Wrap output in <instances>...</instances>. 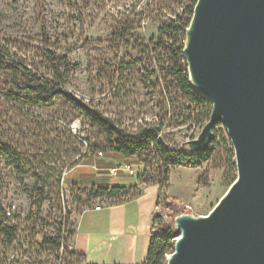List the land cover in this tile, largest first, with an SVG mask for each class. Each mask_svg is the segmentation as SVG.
<instances>
[{
    "label": "rangeland",
    "instance_id": "obj_1",
    "mask_svg": "<svg viewBox=\"0 0 264 264\" xmlns=\"http://www.w3.org/2000/svg\"><path fill=\"white\" fill-rule=\"evenodd\" d=\"M182 3L183 0H87L82 4L81 0H45V19L50 38L57 42L58 53L66 54L73 63L69 89L76 97L97 100L108 116L122 119L123 126L129 130L135 129L143 119L152 120L156 98L147 88L152 80L144 83L141 70L142 67L150 70L151 63L143 60L140 67L129 69L121 76L118 72L120 66L129 63L125 53L132 58H135V54L131 50L132 46L127 50L116 48L110 42L111 33L131 24L137 36L146 40L158 38L159 25L169 17L176 16ZM0 12L3 15L0 24L1 45L10 46L23 58L39 48V25L34 17L32 0H0ZM0 99L6 101L2 95ZM13 109L0 105V136L6 143L20 149L24 165L12 164L0 157V168L5 177L0 201L5 208L11 207L17 215L11 222H15L18 227V235L11 245L7 246L5 240L0 238V264H66L61 260L62 252H53L42 244L41 234L28 231L27 189L34 184L36 177L43 180L47 178L46 189L49 194L43 201L41 211L49 219L39 229L48 236H52L55 231L51 219L62 223V229L67 233L80 207L110 204L125 197L91 199L89 190L67 187L69 177H65L64 173L71 166L68 152L72 149V143H67L60 133L62 129L68 130L75 141L73 145L76 149L80 148V154L90 155L93 153L91 141L96 138V133L84 121L71 119V113L67 115L59 102L39 111L35 110V106L25 107L22 111H29L32 114L29 118L23 117L18 112L20 109ZM188 129L181 126L175 128L174 139L182 149L193 151L195 148L191 143L202 129ZM214 131L227 141V145L231 144L222 124H215L212 133ZM146 160L151 164L155 161L152 156H147ZM130 161V167L135 172L129 177H134L136 163L132 159ZM178 168L174 166L171 170V189L182 193L179 189L182 179L185 178L188 183L187 194L182 195L183 198L179 195L177 200L171 196L179 204L180 210L173 220L162 206H157L155 210L165 223L173 221V227L174 219L180 215L198 217L208 214L231 185L224 179L225 169L213 168L211 163L181 171ZM150 176L149 180H154L153 174ZM79 178L89 180L90 177L80 174ZM57 183L61 202L59 207L55 204L58 200L53 194ZM143 184L137 183L130 193H136ZM70 264L84 262L71 259Z\"/></svg>",
    "mask_w": 264,
    "mask_h": 264
},
{
    "label": "trees",
    "instance_id": "obj_2",
    "mask_svg": "<svg viewBox=\"0 0 264 264\" xmlns=\"http://www.w3.org/2000/svg\"><path fill=\"white\" fill-rule=\"evenodd\" d=\"M32 1L34 17L39 25V48L23 58L12 51L10 46L0 44V95L6 99V101L0 99V105L6 106L9 110L20 109L18 112L29 118L32 114L29 111L23 112L25 107L35 106L37 108L35 110L39 111L59 102L69 111L68 113L63 109L67 115L71 113L73 117L71 119L79 118L89 129L95 131L96 138L91 141L93 152H114L131 158L136 163L134 181L158 185L156 206L166 209L170 219L180 210L177 201L165 193L170 167H200L204 163H211L213 168L225 169L224 179L229 185L234 181L236 165L233 148L231 144L227 145V141L219 137L216 131L213 132L208 147L195 152L182 149L174 139V130L177 127L202 129L212 109L210 100L200 94L189 79L187 62L183 55L186 28L197 0H183L177 15L169 17L159 25L158 38L151 37L146 40L137 36L131 24L121 26L111 33L110 42L116 48L123 47L127 50L132 46L131 50L135 54V58H132L130 54L125 53L129 63L120 66L118 72L121 76L129 69L140 67L143 60L151 63L150 70L144 67L141 70L144 83L152 80L147 88L156 98L153 105L154 116L150 121L143 119L133 130L123 126L122 119L108 116L97 100L76 97L69 89L73 63L66 54L58 53L57 42L50 38L45 19V0ZM81 1L85 4L87 0ZM2 21L3 15L0 12V24ZM106 67L110 69L109 66ZM60 134L67 143H72V149L68 152L70 169L87 155L80 154V148L76 149L73 145L75 141L68 130L62 129ZM147 156L153 157L155 160L153 164L146 160ZM0 157L12 164L24 165V156L20 149L9 142L6 143L1 136ZM151 174L154 180H149ZM46 179L36 177L34 184L27 189L29 209L26 221L30 225L28 231L41 234L42 244L53 252H62L61 260L70 264L71 259H80L71 251L70 237L73 226L66 233L62 229V223L51 219L55 229L52 236L46 233L45 235L39 229L43 222L49 219L41 211L43 201L49 194ZM4 183L5 177L0 168V190ZM134 188V185L91 188L88 194L91 199L125 197L114 201L121 202L139 195L140 190L130 193ZM55 189L53 194L58 200L55 204L59 207L61 202L58 183ZM92 205H84L79 210ZM7 210H10V215L6 214ZM12 213L11 207L5 208L0 201V238L5 240L7 246L11 245L18 235L17 224L11 222L17 215ZM172 222L165 223L157 212L152 214L148 249L143 264H166V256L172 253L174 238L178 235Z\"/></svg>",
    "mask_w": 264,
    "mask_h": 264
},
{
    "label": "water",
    "instance_id": "obj_3",
    "mask_svg": "<svg viewBox=\"0 0 264 264\" xmlns=\"http://www.w3.org/2000/svg\"><path fill=\"white\" fill-rule=\"evenodd\" d=\"M185 38L189 79L212 104L193 151L222 124L236 178L208 214L174 219L166 264H264V0H197Z\"/></svg>",
    "mask_w": 264,
    "mask_h": 264
},
{
    "label": "crops",
    "instance_id": "obj_4",
    "mask_svg": "<svg viewBox=\"0 0 264 264\" xmlns=\"http://www.w3.org/2000/svg\"><path fill=\"white\" fill-rule=\"evenodd\" d=\"M131 158L114 152L95 151L82 158L80 163L68 169L67 187L70 189L89 190L91 188H110L113 186H136L135 171L118 169L112 175L110 169L131 165ZM165 191L168 195L183 198L187 194L185 178L182 179L180 192L171 189V170ZM195 167L179 166L177 170ZM136 169V168H135ZM81 175H88L89 180H82ZM196 177V176H195ZM180 195V197H179ZM183 195V196H182ZM158 185L143 184L140 193L132 199L110 204H98L84 207L76 214L73 221L71 251L80 257L84 264H143L148 249L152 214L157 209Z\"/></svg>",
    "mask_w": 264,
    "mask_h": 264
},
{
    "label": "built area",
    "instance_id": "obj_5",
    "mask_svg": "<svg viewBox=\"0 0 264 264\" xmlns=\"http://www.w3.org/2000/svg\"><path fill=\"white\" fill-rule=\"evenodd\" d=\"M118 169H122V170H125V171H128L130 173L133 172L132 168L130 167V165H123L121 167H113L111 168L109 171L112 175L116 174V172L118 171ZM66 173V172H65ZM64 173V174H65ZM7 215H10V210H7L6 212Z\"/></svg>",
    "mask_w": 264,
    "mask_h": 264
},
{
    "label": "bare ground",
    "instance_id": "obj_6",
    "mask_svg": "<svg viewBox=\"0 0 264 264\" xmlns=\"http://www.w3.org/2000/svg\"><path fill=\"white\" fill-rule=\"evenodd\" d=\"M130 173V172H129Z\"/></svg>",
    "mask_w": 264,
    "mask_h": 264
}]
</instances>
